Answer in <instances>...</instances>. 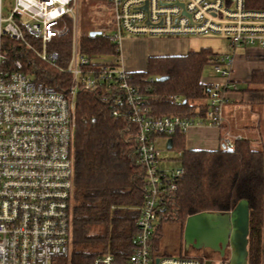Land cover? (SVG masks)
<instances>
[{
	"label": "built area",
	"instance_id": "built-area-1",
	"mask_svg": "<svg viewBox=\"0 0 264 264\" xmlns=\"http://www.w3.org/2000/svg\"><path fill=\"white\" fill-rule=\"evenodd\" d=\"M79 0H13L5 13L0 0V264H58L71 254L75 183L76 98L83 90L109 93L112 115H128L137 127V160L147 186L139 208L136 246L127 264H204L195 257H157L152 253L155 221L184 175L180 166H163L162 144L193 127L221 131L220 147L233 150L242 134L226 126L225 109L240 92L233 80V56L218 54V81L208 90L207 109L195 117L152 116L146 95L131 80L120 55L82 53ZM113 20L100 35L118 44L126 37L183 38L217 35L230 50H264V11L248 10L245 0H105ZM71 37L70 58L59 63L53 43ZM4 39L21 43L45 64L70 75L64 92L10 62ZM150 81H153L151 79ZM177 101L179 97H174ZM168 149V148H167ZM173 149V143L172 148ZM170 150V149H169ZM264 242V230H263ZM94 264H115L111 254Z\"/></svg>",
	"mask_w": 264,
	"mask_h": 264
},
{
	"label": "trees",
	"instance_id": "trees-1",
	"mask_svg": "<svg viewBox=\"0 0 264 264\" xmlns=\"http://www.w3.org/2000/svg\"><path fill=\"white\" fill-rule=\"evenodd\" d=\"M245 6L264 11V0H245ZM4 45L9 61L20 60L24 72L37 81L61 92L69 86V74L45 64L21 43L4 39ZM70 47L69 34L52 45L61 66L67 65ZM81 49L89 57L120 55L118 44L100 34H81ZM217 55L211 48H202L180 56H150L144 71L129 74L146 95L155 118L195 117L207 109L211 84L202 81L203 72L215 63ZM161 77L168 79L161 82ZM248 84L264 87V70H254ZM108 96L104 89L77 94L73 239L71 254L61 264H94L106 254L114 257L115 264H127L136 246L146 172L137 160V127L126 114L112 115ZM173 149L182 153L184 175L160 212L153 255L161 257L158 238L163 224L174 223L184 231L190 216L228 214L245 201L249 207L247 264H262L264 143L258 145L244 136L233 150H193L186 146V133H178L173 137Z\"/></svg>",
	"mask_w": 264,
	"mask_h": 264
},
{
	"label": "rangeland",
	"instance_id": "rangeland-1",
	"mask_svg": "<svg viewBox=\"0 0 264 264\" xmlns=\"http://www.w3.org/2000/svg\"><path fill=\"white\" fill-rule=\"evenodd\" d=\"M12 6L13 0H4L5 13H7ZM112 20L113 16L107 11L105 2H91L89 0L78 1V25L81 34L99 31L101 30L99 29L100 27H102V30L108 34H112V28H108V25ZM151 38L159 37H149L148 39ZM182 39H188L192 45L191 47L195 51L202 48H211L216 53H227L233 56L234 54H239L245 50L237 49L234 51L228 49V41L217 35H192L189 37H183ZM124 54L127 61L129 59L139 58L138 50H134L131 46H127V44L124 46ZM233 71V73H236L234 69ZM213 76L218 75L215 73L213 65H209L203 72V78L208 80ZM238 79L240 80V77ZM250 79L251 75L249 78H246L245 81L239 82L240 92L236 93L237 96H231V102L233 103L228 105H233L234 111L229 110L227 113L225 112L227 114H225V117L227 116V118H230V122L234 126L229 124L226 128L234 134H242L247 138H253L256 140V144L260 145L264 143V87L249 85L248 82ZM237 125H239V127H237ZM212 136L215 137L216 133H213ZM197 141L199 140H196L195 142ZM206 141L209 142L207 143ZM195 142L193 145H188L187 143V148L193 150H213L217 147L210 138L205 139L204 143L196 144ZM164 143V140H160V144H162V157L164 160L162 165L168 168H176L180 166L179 160H175L179 156L178 151L175 149H167L164 146ZM159 223L160 221L156 220L155 227H157ZM158 246V253L161 257H195L199 258L204 264L209 263L211 260V264H229L231 257L230 247H227L225 252H209L203 247L187 246L184 231L179 225L174 223L162 225L158 238ZM223 257L224 261L219 262L218 260H221ZM61 261L62 260H60L58 264H61ZM262 264H264V258Z\"/></svg>",
	"mask_w": 264,
	"mask_h": 264
},
{
	"label": "crops",
	"instance_id": "crops-1",
	"mask_svg": "<svg viewBox=\"0 0 264 264\" xmlns=\"http://www.w3.org/2000/svg\"><path fill=\"white\" fill-rule=\"evenodd\" d=\"M125 44H127V46H131L134 50H138L139 58L129 59L127 61L125 58V54H124ZM191 46L192 45L188 39H182V38H179V39L178 38L148 39V38L126 37L122 41L121 46H120V57H121L122 63L124 67L126 68V70L131 71V72L132 71L139 72V71L145 70L147 59L150 56L186 55L189 52H195V50ZM227 47L228 49H230L229 45ZM239 49H245V50H243V52L239 54L233 55V69L235 70L236 73H232V78L237 83L245 81L246 78H249L251 73L254 70L264 69V50L263 49H259V48H249V49L239 48ZM239 77L241 81L238 79ZM203 79L202 81L205 84H212L219 80L217 76H213L212 78H209L208 80L206 79L203 80ZM235 96H237V94H235ZM206 104H207V100H206ZM233 107H234L233 105H228L225 109V112L227 113V111L229 110L234 111ZM225 118H226V126H228L229 124L233 125L230 122V118H227V116ZM237 127H239V125H237ZM213 133H216L215 137L212 136ZM220 134H221V131L214 127H208V126L193 127L186 133V146H187V143L188 145H193V143L196 140H199L195 142L196 144L204 143L205 139L210 138L211 140H213V143H215V145L217 146L216 149H213V150L220 149L221 148L220 143H219ZM206 142L208 143L209 141H206ZM198 150H202V149H198ZM262 258H264V242H263ZM207 264H210V263H207Z\"/></svg>",
	"mask_w": 264,
	"mask_h": 264
},
{
	"label": "water",
	"instance_id": "water-1",
	"mask_svg": "<svg viewBox=\"0 0 264 264\" xmlns=\"http://www.w3.org/2000/svg\"><path fill=\"white\" fill-rule=\"evenodd\" d=\"M100 31L90 32L91 36ZM161 77L159 81H166ZM172 139L168 140L167 148H172ZM249 230V207L242 201L234 211L228 214L201 213L190 216L184 228L187 246L201 247L204 243L213 249L225 252L226 246L231 248L229 264H247V245Z\"/></svg>",
	"mask_w": 264,
	"mask_h": 264
},
{
	"label": "flooded vegetation",
	"instance_id": "flooded-vegetation-1",
	"mask_svg": "<svg viewBox=\"0 0 264 264\" xmlns=\"http://www.w3.org/2000/svg\"><path fill=\"white\" fill-rule=\"evenodd\" d=\"M201 247H203V248H205L206 250H208L209 252H216V251H218V252H220V250H216V249H213L212 247H209V246H206L204 243L201 245ZM228 247V245L226 246V248ZM225 251H226V249H225ZM224 257L221 259V260H218L219 262H223L224 260ZM209 263L211 264L212 263V260L211 261H209Z\"/></svg>",
	"mask_w": 264,
	"mask_h": 264
}]
</instances>
